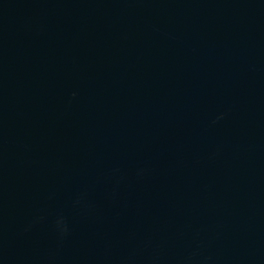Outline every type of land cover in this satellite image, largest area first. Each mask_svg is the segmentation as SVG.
Returning a JSON list of instances; mask_svg holds the SVG:
<instances>
[{"label":"water","instance_id":"1","mask_svg":"<svg viewBox=\"0 0 264 264\" xmlns=\"http://www.w3.org/2000/svg\"><path fill=\"white\" fill-rule=\"evenodd\" d=\"M0 264H264V0H0Z\"/></svg>","mask_w":264,"mask_h":264}]
</instances>
